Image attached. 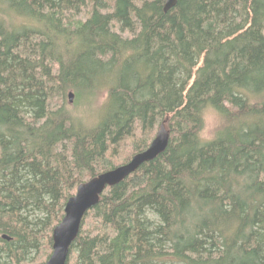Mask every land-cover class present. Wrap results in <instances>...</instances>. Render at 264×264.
I'll list each match as a JSON object with an SVG mask.
<instances>
[{"label": "trees", "instance_id": "obj_1", "mask_svg": "<svg viewBox=\"0 0 264 264\" xmlns=\"http://www.w3.org/2000/svg\"><path fill=\"white\" fill-rule=\"evenodd\" d=\"M165 4L0 0V264H45L78 185L162 124L165 151L102 194L67 264H264V0Z\"/></svg>", "mask_w": 264, "mask_h": 264}, {"label": "water", "instance_id": "obj_2", "mask_svg": "<svg viewBox=\"0 0 264 264\" xmlns=\"http://www.w3.org/2000/svg\"><path fill=\"white\" fill-rule=\"evenodd\" d=\"M176 3L177 0H166L165 9H170ZM68 96L69 102L73 103L75 93L69 91ZM169 141L170 132L162 124L149 146L145 150L136 153L129 162L79 184L76 193L66 203L62 220L53 229V249L45 264H67L71 246L81 231L85 214L98 204L100 197L109 187L120 183L134 173L143 163L155 159L164 152ZM3 237L10 239L7 235Z\"/></svg>", "mask_w": 264, "mask_h": 264}, {"label": "rangeland", "instance_id": "obj_3", "mask_svg": "<svg viewBox=\"0 0 264 264\" xmlns=\"http://www.w3.org/2000/svg\"><path fill=\"white\" fill-rule=\"evenodd\" d=\"M104 98H101L100 103L102 104ZM97 105H95L96 107ZM70 108L75 109L76 114L80 115L89 121L95 120L97 113H100V111H93L91 107L84 105L83 103L76 104L75 102L70 104ZM222 122V117L215 111L214 109H208L205 113V123L204 128L201 132L202 138L208 140L214 137L215 132L217 128L219 127L220 123ZM158 127L155 128V134L158 131ZM154 134V135H155Z\"/></svg>", "mask_w": 264, "mask_h": 264}, {"label": "bare ground", "instance_id": "obj_4", "mask_svg": "<svg viewBox=\"0 0 264 264\" xmlns=\"http://www.w3.org/2000/svg\"><path fill=\"white\" fill-rule=\"evenodd\" d=\"M26 17V16H25ZM22 23V22H21ZM56 89V88H55ZM138 131V130H137ZM171 139V138H170ZM172 141V140H171ZM125 164V163H124ZM107 191V190H106ZM87 214V213H86ZM84 219V218H83ZM3 239V238H2Z\"/></svg>", "mask_w": 264, "mask_h": 264}]
</instances>
